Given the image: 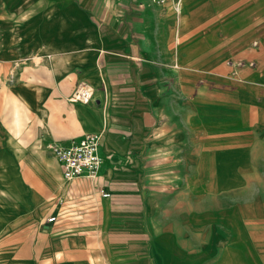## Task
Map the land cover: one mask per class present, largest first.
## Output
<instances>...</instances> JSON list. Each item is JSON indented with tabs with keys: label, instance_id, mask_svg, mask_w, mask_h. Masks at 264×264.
<instances>
[{
	"label": "crops",
	"instance_id": "obj_1",
	"mask_svg": "<svg viewBox=\"0 0 264 264\" xmlns=\"http://www.w3.org/2000/svg\"><path fill=\"white\" fill-rule=\"evenodd\" d=\"M66 1L0 0V264H264L263 2Z\"/></svg>",
	"mask_w": 264,
	"mask_h": 264
},
{
	"label": "built area",
	"instance_id": "obj_2",
	"mask_svg": "<svg viewBox=\"0 0 264 264\" xmlns=\"http://www.w3.org/2000/svg\"><path fill=\"white\" fill-rule=\"evenodd\" d=\"M157 4L163 5L168 0H154ZM180 0H178L179 2ZM242 62L239 63L241 65ZM72 93L70 100L88 102L93 98V90L81 85ZM101 134L87 133L80 140L73 141L69 146L53 144L52 149L59 157L63 175L67 180L86 177L95 179L103 165V157L100 152ZM103 196H110V192H103ZM55 217H50L49 221H54Z\"/></svg>",
	"mask_w": 264,
	"mask_h": 264
},
{
	"label": "rangeland",
	"instance_id": "obj_3",
	"mask_svg": "<svg viewBox=\"0 0 264 264\" xmlns=\"http://www.w3.org/2000/svg\"><path fill=\"white\" fill-rule=\"evenodd\" d=\"M60 2H62L63 4H65V3H67V1L66 0H59ZM237 1H239V2H253L254 3V5L256 6L258 3L260 4V3H262L263 2V6H261V8L263 7V10H264V0H237ZM14 9H17L16 7L14 8ZM11 20H13V19H11ZM14 21H16L15 19H14ZM17 22V21H16ZM15 22H13V21H11V26L14 24ZM242 66H243V62H242V64H241Z\"/></svg>",
	"mask_w": 264,
	"mask_h": 264
}]
</instances>
